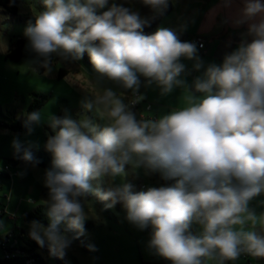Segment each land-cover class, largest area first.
<instances>
[{
  "label": "clouds",
  "instance_id": "1",
  "mask_svg": "<svg viewBox=\"0 0 264 264\" xmlns=\"http://www.w3.org/2000/svg\"><path fill=\"white\" fill-rule=\"evenodd\" d=\"M38 2L42 9L31 6L23 33L32 56L27 65L48 76L54 65L75 64L87 53L95 75L88 74L90 89H81L80 105L96 119L67 112L45 118L41 110L23 119L28 136L42 121L52 133L44 143L52 157L43 175L48 224L32 220L29 237L63 258L76 239L88 236L85 222L99 219L93 197L106 202L101 211L119 203L129 223L150 228L147 249L170 264H235L245 255L264 260L262 0H243L233 21L247 26L239 44L221 64L207 66L197 44L179 38L187 23L143 33L176 0H141L150 16L130 0ZM182 59L193 61L191 70ZM202 69L189 85L185 77ZM141 78L161 97L181 89L179 102L162 115L138 117L133 108L146 98ZM11 147L26 168L39 164L31 151L38 144L17 135ZM126 166L158 174L164 183L135 191Z\"/></svg>",
  "mask_w": 264,
  "mask_h": 264
},
{
  "label": "rangeland",
  "instance_id": "2",
  "mask_svg": "<svg viewBox=\"0 0 264 264\" xmlns=\"http://www.w3.org/2000/svg\"><path fill=\"white\" fill-rule=\"evenodd\" d=\"M198 1L176 0L172 3L174 11L167 16L161 27L178 30L180 25L187 23V31L179 33V38L181 41L184 36L187 40L190 39L196 27L194 20L201 14L202 5H199ZM33 4L38 9H42L38 0H22L20 13L17 16L0 8V171L12 176L11 179L0 178V193L5 198L8 213L1 218L3 229L0 237L7 238L14 234L15 238L10 240V245H15L16 252H21V246H25L30 238L28 235L30 224L25 222V214L43 205L42 201L48 199L43 195V191L48 189L43 185L45 169L39 166L26 168L25 165L14 167L10 164L9 160L14 154L11 142L13 137L19 135L21 141H32L38 144V148L34 147L31 150L40 153L45 150L46 134L52 133L46 121L36 126L30 136L26 135V131H14L13 123L23 121L29 106L34 101L35 94H42L46 98L44 106L40 109L45 118L49 113L62 117L67 112L73 118L86 115L90 119H96L93 111H85L80 105L81 89H90L88 74L95 75V71L84 63V59L71 65H54L53 72L44 76L43 69L34 72L29 68L27 64L32 56L26 50V56L21 61H13L7 57L8 51L16 47L18 37L25 38L23 33L27 21L32 18ZM130 4L142 16L151 15L150 9L143 6L141 0H130ZM26 43L27 40L25 45ZM198 55L201 56L199 52ZM184 64L188 68L189 63ZM62 69L67 71V75L60 78ZM188 69L191 70V68ZM192 74L193 71L185 77L189 85L192 83ZM141 80L145 97L148 89L155 98V101L150 102L155 111L151 115L156 116V109L162 115L179 102L181 89L176 91L175 96L172 93L167 97H161L155 85L144 87L143 78ZM128 95L130 96L131 93L129 92ZM133 111L138 117L141 113L149 114L145 107L142 110L133 109ZM126 171L128 172L126 180L135 186V191L145 190L143 186L147 188L161 184L152 175L145 176L143 169L133 172L131 166H126ZM21 172L25 174L20 175ZM93 183L96 186L95 182ZM99 186L107 187L103 183ZM89 199L94 201V209L99 214V219H88L85 222L88 236L74 241L65 255L66 264H139L140 251L150 253L147 249V242L150 239L149 229L139 230L129 223L125 218L126 211L121 204L118 203L113 209L101 211L106 202L93 197ZM10 215H15L17 219L12 220ZM22 229L26 231L25 235L22 234ZM89 244L94 245L96 250L90 251ZM0 255L3 256L2 251ZM48 260V264H58L56 256H51Z\"/></svg>",
  "mask_w": 264,
  "mask_h": 264
},
{
  "label": "trees",
  "instance_id": "3",
  "mask_svg": "<svg viewBox=\"0 0 264 264\" xmlns=\"http://www.w3.org/2000/svg\"><path fill=\"white\" fill-rule=\"evenodd\" d=\"M22 3V0H14V3L10 6V0H0V8L3 9L5 12L17 16L20 13V5ZM174 11L173 4H170L169 8L165 12L164 15L157 17L155 20H152L148 26H145L143 28V33L145 35L152 34L156 31L158 27H161L164 23V20ZM25 38L24 37H18L16 42V47L13 49H10L7 53V57L13 61H21L25 56ZM84 63L89 66L92 70H94L90 59L87 55V53L83 56ZM95 71V70H94ZM67 75V71L64 69L61 70L59 77L63 78ZM140 92L142 93L141 89ZM45 96L42 94H35L34 101L29 106L27 113H30L32 111L40 110L44 104H45ZM144 101V100H143ZM147 103L145 102V105ZM144 104H142L141 108H144ZM23 121H15L12 125V129L16 132L18 131H26L24 127L22 126ZM36 157V159L39 160V164L37 166L47 169L51 165V155L47 151H42L40 153H37L35 150H31ZM10 164L14 167H18L21 165H24L23 161L15 158L14 154L12 158L9 160ZM152 177L155 180L160 181L158 174H153ZM0 178H7L11 179V176L4 172L0 171ZM161 183H164L163 181H160ZM1 191V187H0ZM43 195L45 197H48V190L43 191ZM0 206L6 208L7 204L5 203V198L2 197L0 193ZM6 215L0 212V232L2 231V223L1 218ZM13 220V219H12ZM32 220H39L41 223H43L45 226L48 224V218L46 216V207L44 205L37 206L34 210L28 212L25 214V222L27 224H30ZM151 229L149 228V231ZM22 234H26V231L22 229ZM73 233H70V235ZM150 236V233L148 234ZM12 238H15L14 234L10 237V240ZM22 239V237H20ZM0 251H2L3 256L0 255V264H48V259L52 256L49 254L47 246L40 247L34 240L31 238L28 239L25 246H21V252H16L15 245H9L7 248H1ZM11 252L14 254V257L11 259L4 258L6 252ZM58 264H66V258L65 256L63 258L56 257ZM169 261H162L160 264H168ZM145 264V263H143ZM148 264H157L155 262H150Z\"/></svg>",
  "mask_w": 264,
  "mask_h": 264
},
{
  "label": "crops",
  "instance_id": "4",
  "mask_svg": "<svg viewBox=\"0 0 264 264\" xmlns=\"http://www.w3.org/2000/svg\"><path fill=\"white\" fill-rule=\"evenodd\" d=\"M198 2L199 5H202V8L201 14L194 20L196 26L195 31L192 33L190 39L187 40L186 36H184L182 41L194 42L195 37H203L207 42L206 49L202 50L199 45L196 44L205 66L209 63L221 64L224 56L233 51L239 44L240 34L246 31V25L235 27L233 24L239 9L243 5V0H232L230 7L224 6V0H199ZM262 3H264V0H262ZM182 62L189 63L188 68L192 69L193 61L188 62V60L182 59ZM192 71L193 80L196 76L202 74L203 69L200 72ZM140 89L143 93L142 86ZM176 91H178V89L174 90V96ZM151 101H155V98L150 93V90L147 89L144 102L150 103ZM142 109L144 108H141V110ZM153 111L154 107L152 106V109L147 112L151 114ZM160 114L161 112L156 109V116ZM257 203V201H253V206H257ZM257 210L259 211L261 209L258 207ZM162 261H164L163 258L142 251H140L138 258L139 264H148L150 262L160 264ZM245 262H247V260L241 256L235 264H244ZM251 262L253 264H264V260L259 259H251ZM227 264H232V262H227Z\"/></svg>",
  "mask_w": 264,
  "mask_h": 264
},
{
  "label": "built area",
  "instance_id": "5",
  "mask_svg": "<svg viewBox=\"0 0 264 264\" xmlns=\"http://www.w3.org/2000/svg\"><path fill=\"white\" fill-rule=\"evenodd\" d=\"M194 42L195 43H197L198 45H199V47L202 49V50H205L206 49V44H207V42H206V39H204L203 37H195L194 38ZM142 104H144V106H145V108H146V111H150L151 109H152V105L150 104V103H147L146 105H145V102L144 101H142V102H140V103H138L137 105H135L134 106V108L133 109H135V110H139L140 109V107H142ZM11 176V175H10ZM11 178H12V176H11ZM143 188L144 189H146V187L145 186H143ZM0 212L1 213H3V214H6V215H8V213H7V207L6 208H4V207H1L0 206ZM10 217H11V219H13V220H16L17 219V217L15 216V215H10ZM16 218V219H15ZM149 233L151 234V230L149 231ZM13 235V234H12ZM12 235H9L7 238H2V237H0V247L1 248H7L9 245H10V237L12 236ZM14 257V254L13 253H11V252H6V254H5V256H4V258H6V259H11V258H13ZM243 258H245L246 260H247V262H245L244 264H253L252 262H251V259L252 258H250V257H248V256H242ZM168 264H170V262L168 263Z\"/></svg>",
  "mask_w": 264,
  "mask_h": 264
}]
</instances>
